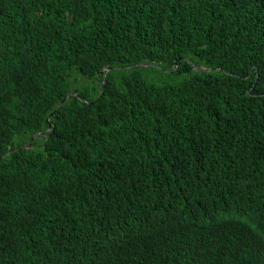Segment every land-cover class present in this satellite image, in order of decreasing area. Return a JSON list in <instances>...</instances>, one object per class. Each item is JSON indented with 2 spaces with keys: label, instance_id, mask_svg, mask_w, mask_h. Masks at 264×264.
<instances>
[{
  "label": "trees",
  "instance_id": "1",
  "mask_svg": "<svg viewBox=\"0 0 264 264\" xmlns=\"http://www.w3.org/2000/svg\"><path fill=\"white\" fill-rule=\"evenodd\" d=\"M263 206L264 0H0V264H264L199 223Z\"/></svg>",
  "mask_w": 264,
  "mask_h": 264
},
{
  "label": "clouds",
  "instance_id": "2",
  "mask_svg": "<svg viewBox=\"0 0 264 264\" xmlns=\"http://www.w3.org/2000/svg\"><path fill=\"white\" fill-rule=\"evenodd\" d=\"M135 0H128V3L134 2ZM104 69H108L109 67H103ZM203 69L205 67L202 66ZM83 75V69L79 68L78 73L76 74V81H79L81 79V76ZM103 82L101 83V85ZM68 94V93H67ZM72 95H76L75 91H72ZM63 100V99H62ZM245 120H249L250 123H245L244 127L242 126V132L246 135L245 132L251 134L254 133L255 135L259 136L262 134V125L259 121V118L254 115L253 113H245L244 116ZM50 125V124H49ZM48 125V126H49ZM30 144L27 143L25 145H21L20 148H26ZM18 149V148H17ZM249 204L255 205L256 202H249ZM113 200L110 198H107L102 203V209L104 210V213L106 214V211H109L114 216L115 210L113 209ZM264 208V206H263ZM256 213H261L264 215V210L261 211L257 208L254 210ZM254 213L251 212L248 209H238L235 208L228 211H222L216 214L214 217H211L208 220H202L199 221V223L204 227V229L207 231V238H209V244H211V240L214 237L213 231H210V228L215 229L220 223H224L223 228L227 231L237 233L240 237L246 239L248 242L254 243L257 242L259 246L263 247L264 245V230H262V227L264 226V223H261L260 221L256 220L254 217ZM249 235V236H247ZM258 236V237H255ZM39 247L37 248H31L30 249V255L35 258L39 251ZM206 254V251L204 250L201 254H198V256H204ZM209 256V254H208Z\"/></svg>",
  "mask_w": 264,
  "mask_h": 264
},
{
  "label": "bare ground",
  "instance_id": "3",
  "mask_svg": "<svg viewBox=\"0 0 264 264\" xmlns=\"http://www.w3.org/2000/svg\"><path fill=\"white\" fill-rule=\"evenodd\" d=\"M195 70H202V66L194 65ZM245 116V113H243V117Z\"/></svg>",
  "mask_w": 264,
  "mask_h": 264
},
{
  "label": "water",
  "instance_id": "4",
  "mask_svg": "<svg viewBox=\"0 0 264 264\" xmlns=\"http://www.w3.org/2000/svg\"><path fill=\"white\" fill-rule=\"evenodd\" d=\"M62 102H63V100L60 101V103H62ZM48 125H49V123H48Z\"/></svg>",
  "mask_w": 264,
  "mask_h": 264
}]
</instances>
